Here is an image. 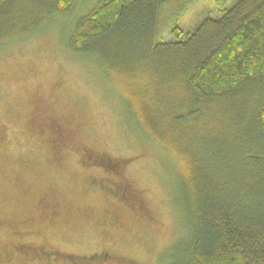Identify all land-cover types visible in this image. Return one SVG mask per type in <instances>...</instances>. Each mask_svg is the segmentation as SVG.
Returning <instances> with one entry per match:
<instances>
[{
	"label": "trees",
	"instance_id": "trees-1",
	"mask_svg": "<svg viewBox=\"0 0 264 264\" xmlns=\"http://www.w3.org/2000/svg\"><path fill=\"white\" fill-rule=\"evenodd\" d=\"M173 1L0 0V43L68 18L67 49L119 76L135 123L182 161L167 264H264V0H212L218 16L159 41L161 6L190 3Z\"/></svg>",
	"mask_w": 264,
	"mask_h": 264
},
{
	"label": "rangeland",
	"instance_id": "rangeland-1",
	"mask_svg": "<svg viewBox=\"0 0 264 264\" xmlns=\"http://www.w3.org/2000/svg\"><path fill=\"white\" fill-rule=\"evenodd\" d=\"M189 2L180 15L161 6L159 41L172 40L173 27L188 32L201 17H216L223 8L212 0ZM89 6L83 4L81 12ZM68 24L56 15L45 26L0 43V247L19 242L46 245L42 249L50 252L49 259L39 257L38 249L34 256L15 253L0 264H167L185 232L182 161L135 123L119 76L67 49ZM36 99L47 109L35 111ZM53 150L63 152L61 163L51 162ZM83 151L94 154L99 169L81 166ZM91 173L104 181L127 180L138 191L144 207L118 209L123 229L100 225L105 208L120 194L92 191L85 181ZM58 200L83 209L80 219L65 221L62 212L51 213L62 207ZM91 210L96 217L87 219ZM104 249L117 258L97 260Z\"/></svg>",
	"mask_w": 264,
	"mask_h": 264
},
{
	"label": "flooded vegetation",
	"instance_id": "flooded-vegetation-1",
	"mask_svg": "<svg viewBox=\"0 0 264 264\" xmlns=\"http://www.w3.org/2000/svg\"><path fill=\"white\" fill-rule=\"evenodd\" d=\"M38 100L39 99H36L35 101H33V104H32V106H34V108H35V111H38L42 107L47 109V107L45 105H43V103H42L43 100H41V99L39 101ZM50 133H51V131H50ZM57 140L58 141L55 140V142H56L55 145H58V148L60 149V147L62 146V141H59V140H61V138H58ZM58 148H56V149H58ZM53 154H54V157H53V159H51V162L53 164L56 163L55 161H57L56 164L61 163L62 162V159H61L62 155L61 154H63V152L61 150L59 152H57L56 150H53ZM81 156L85 157V158L83 159V158H81ZM81 156H80V159H81L80 162H81V166H83V168L99 169V163L98 164L94 163V162L97 161V159L92 158V156H94V154H92L90 152L86 153L85 151H83V153H81ZM103 179L104 178H101V179L98 178L95 173L94 174L91 173L85 180L86 181V186L87 187L88 186L91 187L92 191L95 188L96 189L102 188V190H104L108 195L111 194V193H115V191H117L118 194H120L118 196V198L114 199L116 202L113 201L114 204H113V206L111 208H105L106 209L105 217H102L103 220L100 223V225L102 227H107L108 226L111 230H114V229L115 230H121V229L124 228V224L120 220V218L122 217V214L119 213L118 209L120 207H126V209H128V210H133L135 208V206L140 207L141 204H143V207H144V203L138 197V191L131 187V183L129 181L126 180V182H125V181L122 180L123 182H119V181L116 182L114 180L110 181V180H107V179H106V181H104ZM50 193H54V192L51 191ZM56 197H58V196L56 195ZM108 197L109 196H106V198L104 199L105 202L108 201ZM121 197H124V198H121ZM57 203L61 204L62 207L59 208L57 206L55 208L54 212H51V213L58 214V213L62 212L60 215L63 216V218H64L63 220H65V221L78 219V218L80 219V217H81L80 214L82 213L83 209L82 210L79 209V211H78L77 207H75L74 205H69V204L68 205H64V204H62L61 200H58ZM57 203L56 202L55 203L52 202L50 204L54 205V207H55V205H57ZM48 215L51 216L50 214H48ZM84 215H85V217L87 219H91L92 217L93 218L96 217V215L93 214L92 210H91L90 213L86 212ZM55 219H57V218H55ZM99 220L100 219H98V221ZM14 224H16V226H19L18 225L19 224L18 221H15L13 223V225ZM17 233H19V232L17 231ZM45 246L46 245H35V246H32V247L26 246V245L23 246V244L19 243V242H17V244H15V246L11 245L10 247H7V248L5 246H3V247H0V261H6L7 262V260H10L12 256H15V253L17 255H21V256H24V257H26V255L32 256L33 253H35V251L37 249L40 251L39 257H45L46 259H49L48 256L50 255V252L46 253L47 251L42 249ZM30 256H29V258H31ZM88 257H84V258L85 259H92L93 258V256H88ZM96 257H97V260L101 259L103 261L104 260L108 261L109 259H111V261H112V259L117 258L115 255H113L109 251H107V249H104V251H102L100 253H96ZM93 261L95 262L96 260L94 259Z\"/></svg>",
	"mask_w": 264,
	"mask_h": 264
}]
</instances>
